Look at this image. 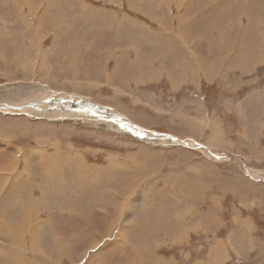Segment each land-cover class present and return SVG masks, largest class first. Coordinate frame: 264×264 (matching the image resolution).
<instances>
[{
	"label": "rangeland",
	"instance_id": "obj_1",
	"mask_svg": "<svg viewBox=\"0 0 264 264\" xmlns=\"http://www.w3.org/2000/svg\"><path fill=\"white\" fill-rule=\"evenodd\" d=\"M19 1L0 0L3 264H264V0ZM237 32L254 53L211 61ZM242 212L229 239L260 248L231 258Z\"/></svg>",
	"mask_w": 264,
	"mask_h": 264
},
{
	"label": "crops",
	"instance_id": "obj_2",
	"mask_svg": "<svg viewBox=\"0 0 264 264\" xmlns=\"http://www.w3.org/2000/svg\"><path fill=\"white\" fill-rule=\"evenodd\" d=\"M26 10V9H25ZM27 11V10H26ZM31 18V17H30ZM227 25H229L230 26V24L229 23H226ZM227 25H226V28H227ZM242 32L241 33H239V32H237L236 33V39L234 40V42H236L235 44H232V43H229V40L228 41H226V43L224 42V43H221V44H219L220 46H222V48H221V50L219 51V55H218V57L217 58H211L210 60L211 61H221V62H225V61H227V60H234L235 58H236V56H235V52H236V50H235V48L237 49V52H238V54L241 52V54H244L245 52H248V53H251V52H253L254 53V50H252L253 49V47H252V44H254V42H253V40H244V39H242ZM250 38V37H249ZM224 40V39H223ZM223 40H220V41H217L218 43L219 42H223ZM247 41V42H246ZM213 42V41H212ZM213 43H215V44H217L216 42H213ZM33 44L35 45V40H33ZM209 46H210V49L213 47V44L212 43H210L209 44ZM214 48V47H213ZM251 61H253V59H250V62ZM257 61V60H256ZM254 62H255V60L252 62V65L251 66H249L250 67V69L253 67V69L256 67H258L260 64H258L257 66H256V64H254ZM243 68H244V65H243ZM252 70V69H251ZM223 74H225V75H227V70H223L222 71V73H221V75H223ZM216 76H218V75H216ZM216 76H214V75H209V77L210 78H216ZM220 78L222 79V77L220 76ZM223 81H224V79H222ZM255 95V94H254ZM249 96V95H248ZM248 96L245 98V100H247L248 99ZM254 98V97H253ZM252 98V99H253ZM248 105V104H247ZM241 109H243V106H244V104H241ZM248 107H250L251 108V105H248ZM228 110H233V109H235L234 108V106H233V103L232 104H227V107H226ZM236 114H237V116L239 117V120H241L242 118H243V115H242V113H237V111H236ZM240 115V116H239ZM225 125V124H224ZM241 133H243L242 134V136L243 137H248V134H247V132L244 130L243 132H241ZM241 136V137H242ZM46 157V156H45ZM239 157H241V156H239ZM244 158V157H243ZM29 158H26V160H28ZM30 160V159H29ZM262 212V211H261ZM234 216V215H233ZM260 219H261V222H263V224H264V213H260ZM233 218V217H232ZM235 218V217H234ZM232 219L233 220V222H234V225H233V229H232V231H230V233L228 234V235H226V236H222L223 237V239L225 240V241H228L229 243H230V247H229V249H228V251L230 252V254L229 255H231V258H232V256L234 257L235 256V254H236V256H237V249H238V247L241 245V247L242 246H246V245H252L253 247H255V249H253V250H256V249H258V248H260V242L258 243L257 241H256V239L257 238H260L261 236H258V237H256V235H254V237L255 238H253V239H250V241H244V242H241V241H239L238 242V246L235 244V242H234V240H231V239H236L235 237H232L231 239H229V236L232 234V232L234 231L235 232V234L234 235H237V236H239V231H237V229L240 227V223H241V221H243V220H245V218H247V217H244V215H243V212H242V216H240V219H237L239 222L237 223V221L235 220V219ZM257 220V219H256ZM260 223V222H259ZM238 225H239V227H238ZM259 227H260V231L259 232H262L263 230H262V227L263 226H260L259 225ZM263 233V232H262ZM264 235V234H263ZM217 236H220V235H217ZM217 239V238H216ZM215 242V240H212V242H211V244H210V247H211V245L213 244ZM263 246H264V242H263ZM241 252V250H239V255L241 254L240 253ZM263 250H262V254H263ZM241 256V255H240ZM4 258V257H3ZM223 261V260H222ZM0 264H3V261H2V259H1V257H0Z\"/></svg>",
	"mask_w": 264,
	"mask_h": 264
},
{
	"label": "bare ground",
	"instance_id": "obj_3",
	"mask_svg": "<svg viewBox=\"0 0 264 264\" xmlns=\"http://www.w3.org/2000/svg\"><path fill=\"white\" fill-rule=\"evenodd\" d=\"M19 2H21V1H19V0H1V3L3 4V5H5L6 6V3H7V5L9 6V4L11 3V5L14 3H19ZM240 2V1H239ZM238 3V2H237ZM263 3V2H262ZM22 4V3H21ZM251 4V3H250ZM2 5V6H3ZM13 6V5H12ZM91 6V5H90ZM22 7H23V4H22ZM14 8V7H13ZM20 8H21V5H20ZM19 8V9H20ZM187 9H188V7H187ZM11 10V9H10ZM24 11V10H23ZM63 11V10H62ZM11 12L13 13L14 11L13 10H11ZM20 13H22V8H21V10H20ZM24 13V12H23ZM25 14H27V13H25ZM8 18V17H7ZM24 18V17H23ZM30 18V17H29ZM12 20H13V18H11ZM101 22V21H100ZM4 23H7V20H4ZM70 28V27H69ZM25 29V28H24ZM7 28H4V27H1L0 28V38H1V35L5 38V39H8V37L9 36H11V35H8V37H7V35L6 34H8L7 33ZM4 32V33H3ZM61 32V31H60ZM60 34V33H59ZM21 35V34H20ZM17 36V35H16ZM36 36V35H35ZM2 37V38H3ZM11 38V37H10ZM17 38V37H16ZM56 38H58V37H56ZM3 40V39H2ZM12 41V40H11ZM4 42V41H3ZM2 42V43H3ZM19 42V41H18ZM0 43H1V41H0ZM43 44V43H42ZM13 46V45H12ZM6 48V47H5ZM16 48V47H15ZM18 48V47H17ZM39 48H43V46H40V47H38V48H35V49H32L31 48V51H29V52H32V51H36L37 49H39ZM16 50V49H15ZM14 50V51H15ZM29 50V49H28ZM47 50V49H46ZM45 50V51H46ZM42 51V50H41ZM82 52V51H81ZM47 53V52H46ZM47 55V54H46ZM41 60L42 61H45V59H44V57L43 58H41ZM21 64V63H20ZM24 66H25V70H27V69H29V70H31V68L28 66V67H26V65L25 64H23ZM17 66V65H16ZM11 68V67H10ZM14 68V67H13ZM2 71V70H1ZM10 72V71H9ZM9 76V75H8ZM41 78V77H40ZM39 78V79H40ZM45 78V77H44ZM49 79V78H48ZM42 82H44V83H50V81L48 80H46V79H43L42 80V78L40 79ZM47 81V82H46ZM40 82V81H39ZM215 123H217V122H215ZM215 126V129L213 130L212 129V136H211V138H210V141H209V144H212V143H215V138H217V137H219V136H221V134H222V129L220 128V127H218V125L217 124H214ZM10 128V127H9ZM132 128V127H131ZM191 128V127H190ZM202 129H203V127H202ZM147 134V133H146ZM222 142V141H221ZM224 142V141H223ZM180 143H182V142H180ZM218 143V142H217ZM262 154V153H261ZM73 157H75V158H78L80 161H82V157H79V156H73ZM82 158V159H81ZM53 159V158H52ZM45 160H46V164H47V167L50 169V171H51V173L53 174V173H55L54 171H55V169H56V165L54 164V163H57L55 160H54V162H52L51 161V157H45ZM83 162V161H82ZM67 163V161L65 162L64 160H62V163H61V165L62 164H66ZM7 172V171H6ZM81 173H82V176L84 175V171H81ZM57 174V173H56ZM51 176V175H50ZM53 177H54V175H53ZM4 191V190H3ZM246 198V197H245ZM146 199V198H145ZM18 203H20V202H18ZM147 203V202H146ZM21 204V206H17L16 208H18V207H22V208H24V204H22V203H20ZM8 209V208H7ZM7 212H8V210H7ZM16 212V211H15ZM3 213L4 212H2V215H3ZM5 214H6V212H5ZM8 214H9V212H8ZM7 214V215H8ZM14 214V213H13ZM15 215V214H14ZM23 214H21V216H22ZM0 216H1V212H0ZM6 216V215H5ZM5 216H2V217H5ZM12 218V217H11ZM15 219V218H14ZM4 220V219H3ZM34 221V220H33ZM5 225H6V223H4ZM9 225H11V224H9ZM7 226H8V224H7ZM7 226L5 227V229L7 228ZM10 227V226H9ZM14 227V226H13ZM12 227V228H13ZM254 227V226H253ZM252 227V228H253ZM15 233H16V231H15ZM3 234V232H1L0 231V235H2ZM5 234V233H4ZM3 234V235H4ZM11 234V233H10ZM6 235V234H5ZM13 237V236H12ZM6 239H8V238H6ZM17 244V243H16ZM218 246V245H217ZM4 251V250H3ZM2 253H4V252H2ZM6 253V252H5ZM9 253V252H8ZM9 254H11V253H9ZM12 255V254H11ZM21 255V254H20ZM44 255V254H43ZM2 256V255H1ZM18 256V255H17ZM4 257V256H3ZM15 257H16V255H15ZM21 257V256H20ZM17 259V258H16ZM15 261V260H14ZM16 261H19L18 259L16 260ZM222 262V261H221ZM19 264V263H18Z\"/></svg>",
	"mask_w": 264,
	"mask_h": 264
},
{
	"label": "water",
	"instance_id": "obj_4",
	"mask_svg": "<svg viewBox=\"0 0 264 264\" xmlns=\"http://www.w3.org/2000/svg\"><path fill=\"white\" fill-rule=\"evenodd\" d=\"M164 137H167V138H172V139H177V137H175V136H172V135H166V136H164Z\"/></svg>",
	"mask_w": 264,
	"mask_h": 264
}]
</instances>
